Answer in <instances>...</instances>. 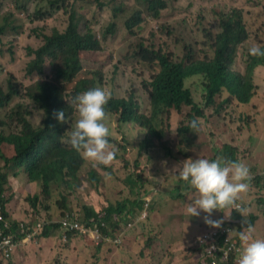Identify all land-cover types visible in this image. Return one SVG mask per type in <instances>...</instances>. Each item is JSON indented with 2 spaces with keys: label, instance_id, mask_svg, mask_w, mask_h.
<instances>
[{
  "label": "rangeland",
  "instance_id": "374dc122",
  "mask_svg": "<svg viewBox=\"0 0 264 264\" xmlns=\"http://www.w3.org/2000/svg\"><path fill=\"white\" fill-rule=\"evenodd\" d=\"M107 1L60 0L57 3V0H0V25L4 27V32L0 35V86L6 89L8 79L13 77L20 82L22 90H25L36 80L25 73L26 48L38 47L43 41L44 34H51L54 28L64 29L68 17L73 14L71 6L74 8L80 31L85 33L88 27H94L96 35L102 42V52L108 57L104 61L83 58V67L89 70H102L103 85L110 96L135 98L139 104V112L147 116H151L152 113L150 82L156 68L141 60L140 44L170 53L175 61L192 59L190 51L195 60H200L204 57L205 51L211 50L204 43L208 41L210 35L218 33L219 16L232 7L243 11L248 31V40L239 47L237 57L231 66L232 70L244 74L252 56L249 48L254 45L260 47L264 43V0H166L167 8L161 12L159 19H153L148 15L147 6L143 2L117 0L118 4L123 5V9L119 11V16L115 20L114 32L105 38L104 34L113 21L110 7L108 5L101 7V2ZM136 10L143 13L144 21L136 26V35H131L125 27V22ZM253 80L257 89L249 105L242 106L235 101L223 105L221 110L217 111L213 106L205 107L206 88L203 75L188 77L185 86L191 90L193 100L206 114L205 119L199 118L200 126L194 146L190 149L186 146L180 148L187 155L179 154L177 128L188 124L191 107L185 106L180 111H170V114H166L160 121V126L165 132L162 142L164 146L145 151V156L138 158V167L135 166V161L138 157L139 144L146 136V130L140 129L134 123H118V116L110 115L107 126L109 133L127 144L129 159L132 160L130 166L125 168L122 161L114 159L109 165H97L90 161L97 171L99 181L93 184L88 179V173H83L84 180L82 179L80 188L73 195H68L72 196L69 202L71 211L60 210L59 205L55 204L56 206L50 205L43 214L37 213L33 216L41 218L44 215L57 220L70 212L84 214V206H92L96 211H102L108 203L115 205L126 200L133 202L137 196L143 197L157 188L158 193L154 195L149 215L145 219L138 217L129 221L127 225L133 224L134 227L125 229L124 236L129 238H125L121 245L113 242L111 245L97 247L90 238L77 234H69L67 241H63L60 232L54 230L47 243L43 239L39 241L40 244L44 242L46 247L40 254L43 264H57V255L60 259L59 264H207L202 247L200 259L198 258L200 251L197 252V248L200 245L199 238L195 239L197 237L195 235L201 231L202 236L210 230L208 227L211 225L204 222L203 212L199 216H189L184 212L183 206L194 198V194L179 192L183 183L169 173L167 166L175 158L179 161L189 157L213 159L218 155L216 150L220 141L237 148V158L248 166L252 174L250 177L261 176L264 180V66L255 69ZM226 96L225 94L216 97L217 104ZM16 106H22L28 112V119L33 125L42 124L44 112L21 94L0 108V123L4 124L0 131L21 130V111H18ZM126 138L130 140L128 143L125 142ZM165 146L173 152L172 157L165 154ZM120 153L123 154V151L120 150ZM220 158L224 159L221 153ZM2 169L4 170L1 161L0 171H3ZM129 176L133 180L139 179L138 184L135 185ZM263 184L264 181H261L259 185L248 187L246 191L239 193L235 202L241 203L244 209L243 212L238 210L244 217L243 220L235 222L236 219L231 218L234 222L231 226L232 236L240 248L242 242L238 241V233L246 230L248 226L254 229L255 236L264 238L263 199L258 201L259 198L253 197L262 192ZM177 186L178 193L181 194L171 196L169 190L172 188V192ZM8 191L4 190L3 193L7 203L14 201ZM18 200L20 202L18 206L25 204ZM27 200L30 205V197ZM230 207L232 208L214 210L211 218L221 219L223 222L231 215L229 210L233 212V205ZM253 216L257 217V220H252ZM188 220L196 225L195 230H184L185 224L189 223ZM133 236L136 239H130ZM39 238L40 235L36 240ZM113 238H120V234ZM166 240L173 246L166 243ZM56 244L62 245L59 253ZM19 251L21 245L17 252ZM35 252L39 255L37 248ZM236 259L237 257L234 264ZM12 260L13 257L1 261L0 264H12ZM38 264H42L40 260Z\"/></svg>",
  "mask_w": 264,
  "mask_h": 264
},
{
  "label": "trees",
  "instance_id": "16d2710c",
  "mask_svg": "<svg viewBox=\"0 0 264 264\" xmlns=\"http://www.w3.org/2000/svg\"><path fill=\"white\" fill-rule=\"evenodd\" d=\"M116 1L101 2V7L105 5L110 7L113 19L108 31L104 34L105 38L114 32L115 20L119 16V11L123 9V5ZM136 1L146 4L147 13L153 19H159L161 12L167 8L166 0ZM59 2L60 0H57V3ZM71 8L73 14L68 17L67 26L64 29L54 28L51 34H44L43 41L38 47L28 46L26 48L25 73L35 77L36 80L25 90H22L20 82L13 77L8 79L6 89L0 86V108L5 107L15 96L24 94L44 112L42 124L35 126L28 119V112L22 106H16L18 111H21V130L19 132L0 131V162H3L4 167V170L0 171V190L2 192L6 190L8 177L13 170L17 172L14 176H18L22 172V175H25L30 183H37L40 188V195L30 198L33 208H37L38 204L41 205V199L42 201L49 200V202L54 199L55 201L52 200V202L58 204L60 210L71 211L69 202L72 196L68 197V195H73L80 188L84 180L83 173H88L87 176L91 183L99 181L97 171L93 168L94 165L71 147L68 137L77 118L73 98L90 88H104L102 81L104 72L99 69H85L82 59L90 58L93 61L102 59L104 61L108 57L102 52V42L96 35L94 27H88L87 31L82 33L73 6ZM143 21V13L136 10L126 20L125 27L131 35H136V26ZM3 32L4 27L0 25V34ZM247 40L248 31L244 13L241 9L232 7L219 16L218 33L214 36L210 35L208 41L204 43L211 50L205 51L204 57L200 60H195L190 51L192 59L179 62L175 61L170 53L146 47L144 44L139 45L141 60L156 68L150 82L151 116L139 112V104L135 98H116L111 95L105 105L104 120L108 126V117L116 115L118 123H134L140 129L146 130V136L139 144L135 166L138 167V158H141L145 151L164 146L162 142L165 132L160 126L161 119L166 114H170V111H180L185 106L191 107L189 122L192 119H197L198 127L191 128L188 122V124L177 128L180 143L179 154L187 155L180 148L186 146L187 149H190L194 146L200 126L199 118H205L206 114L204 109L193 100L191 90L185 86L188 77L203 75L206 88V108L213 106L217 111H220L223 105H229L235 101L242 106L252 102L257 89L253 74L257 67L264 66V56L252 55L244 74L233 71L231 68L239 47ZM260 47L264 48V43ZM225 94L226 98L217 104L216 97H222ZM61 109L64 110L65 119L58 122L54 112ZM1 126L4 124L0 123ZM108 139L110 145L116 148L114 160L122 161L125 168H128L132 160L129 159L127 144L121 142L122 139L117 140L112 134ZM126 139L125 142L128 143L130 140ZM120 150L123 151V154L120 153ZM164 151L168 157H172L173 152L170 148L165 146ZM216 152L218 155H215L213 159L220 157L221 153L224 160H238V150L230 144L219 141ZM129 178L135 185L138 184L139 179L133 180L130 176ZM261 181V177H257L248 184L256 186ZM139 197L135 198V202L126 200V202H118L115 205L108 203V206L102 211H96L92 206H84V214L70 212L60 218L71 217L81 223L92 220L89 226L94 223L100 224V221L105 222L106 218L111 217L115 212L120 213L127 210L129 205L134 210L135 205L140 203L137 201ZM45 209L47 210L48 206ZM3 213L5 217L9 218L6 211ZM231 218L241 220L240 212L233 211L232 216L228 218L227 223L233 226L234 222ZM251 219L256 218L253 216ZM16 224L17 221H14V226ZM59 226L60 223L47 226L42 237H51L52 232ZM100 228L102 233L110 234L105 227L100 225ZM13 231L16 232V228ZM200 236L198 235L195 239ZM195 242L196 240L194 244ZM94 245L101 247L105 244ZM234 258L235 256L230 258L229 264H234Z\"/></svg>",
  "mask_w": 264,
  "mask_h": 264
},
{
  "label": "clouds",
  "instance_id": "9594fccd",
  "mask_svg": "<svg viewBox=\"0 0 264 264\" xmlns=\"http://www.w3.org/2000/svg\"><path fill=\"white\" fill-rule=\"evenodd\" d=\"M249 53L254 56H264V48L254 45L249 48ZM109 98L110 93L102 87L90 88L82 93L77 94L73 98V102L77 111V118L68 137V143L72 148L80 152L83 158L91 162H95L97 165H109L116 155V148L115 146L110 145V141L108 139L110 135L109 128L104 122L106 115L105 105L107 104ZM54 116L58 122L63 121L65 119L64 110L61 109L55 111ZM189 126L191 128H197V119H192L189 122ZM15 173L17 172L10 173L6 190L11 189L9 178L14 176ZM171 174L175 175L178 180L183 181L187 187L193 191L194 198L187 204V214L189 216H199L201 212L205 213L204 222L213 226L210 228V230L227 225L230 227L232 226L227 223L228 218L233 214L231 210V215L228 218H225L223 222L221 219L214 220L211 218V214L214 210H221L224 208L229 209L232 208L230 206L233 205V211H244L243 205L241 203L235 204L239 193L247 190L248 181L251 178L249 168L243 161L224 160L220 157H217L216 159L189 157L173 165ZM21 175L22 173H19L17 177ZM257 177L261 176H252L251 180ZM262 181L264 180L262 179ZM249 187L252 188V186ZM3 193L5 192L0 190V194L2 195L0 200V216L3 217V221H0V231H4L5 233H14L16 235L15 242L18 243V246L20 245V242L34 241L39 235L42 236V233H44L47 226L53 223H59L63 218H65L62 217L57 220H53L45 217L44 215H42L41 218L32 216L31 219L17 222V224L14 226L15 220L11 218L7 211V202L5 204L6 198L3 196ZM156 193H158V189L154 188L145 196L138 198L137 201L140 203L138 206H135L134 210L131 209V206H129L127 210L120 213L115 212L111 217L106 218L104 222L105 226L103 227H105L110 233L108 235L114 237L117 236V234H120L121 242L119 244L121 245L124 238L126 237L124 236L125 229H127V227L129 229L134 227L133 224L127 225L129 221L138 217H140V219H145L148 217L149 208ZM33 197L34 196H30V198ZM253 197L259 198L258 201L263 199L264 203V184L262 192ZM148 198H150L149 206L148 208H145V203ZM50 202L43 201L41 203L42 208L45 209L46 206L49 207L51 204ZM133 202H135V199H133ZM4 211L8 213L9 218L4 216ZM37 213L39 212H34V214ZM144 213H146V216H143ZM255 218V220H257V217ZM239 221L240 220L236 219L235 222ZM6 222L9 224V228L5 227ZM38 223H42V230L30 241H24L26 235L19 232L20 225L24 224L26 226H36ZM100 223L102 224L103 221H100ZM14 228H16V232L13 231ZM55 230L60 232V237L62 238L60 226ZM69 234H77L79 236H86L90 238L89 236L82 235L78 232H69ZM202 236H200L199 239ZM238 237L242 242V247L239 249L237 264H264V238L255 236L254 229L251 226H248L246 230L240 231L238 233ZM90 240L94 241V244L99 245L96 243V240L91 238ZM103 244L108 245L111 243ZM17 247L12 257L18 249ZM2 260L7 261V259H0V261Z\"/></svg>",
  "mask_w": 264,
  "mask_h": 264
},
{
  "label": "built area",
  "instance_id": "2783aa9c",
  "mask_svg": "<svg viewBox=\"0 0 264 264\" xmlns=\"http://www.w3.org/2000/svg\"><path fill=\"white\" fill-rule=\"evenodd\" d=\"M1 197L2 195L0 194V200ZM149 202L150 198L146 200L145 208H148ZM143 216H146V213ZM0 221H3L2 216H0ZM59 223L61 236L64 241L68 239L69 232H78L96 240L97 244L121 242L120 238H113L108 234L102 233L100 225L105 226L104 222L102 224L94 223L92 226H89L92 220L81 223L75 218L65 217ZM5 227L9 228L7 222L5 223ZM42 227V223H38L36 226L22 224L20 225L19 232L26 235L24 241H30L42 230ZM15 237L16 235L12 232L5 233L4 231H0V259L8 260L12 257L18 246V243L15 242ZM199 245L203 248L204 258L208 264H229L230 258L232 256L236 258L240 249L237 242L233 239L232 229L229 225L217 227L211 229L209 232H205L199 239Z\"/></svg>",
  "mask_w": 264,
  "mask_h": 264
},
{
  "label": "crops",
  "instance_id": "0c3cea01",
  "mask_svg": "<svg viewBox=\"0 0 264 264\" xmlns=\"http://www.w3.org/2000/svg\"><path fill=\"white\" fill-rule=\"evenodd\" d=\"M203 119H205V118H203ZM199 124H200V122H199ZM178 162H180V161L177 160L176 158H175V160H173V162H169V164L167 166V170L170 171L169 172L170 174L172 172L171 168H173V165L177 164ZM250 175H252V174L250 173ZM251 178H252V176H251ZM251 178L248 182L251 181ZM180 182L183 183V185H182V188L179 189V192L182 191L183 194H187L188 192H190V193L193 192L191 189H189L187 187V185L183 181L180 180ZM9 183L11 185V189L8 191V194L10 195V197L14 198V201H8L6 207H7V211L9 213V215L11 216V218L13 220H15L17 222H22V221H26L28 219H31V217L34 215V212H39V213L43 214L45 209L42 208V206L40 204H38L37 208H32L27 202L28 197L40 195V188L37 185V183L28 182L25 175H21L19 177L11 176L9 178ZM248 187H249V184H248ZM177 188H178V186L175 187L172 190V192H171V189H172L171 188L168 193L171 196L172 195L173 196L180 195L181 193H178ZM18 199L22 200V202H25V204H21L20 206H18L20 204ZM189 201H191V200H189ZM41 202H43L42 199H41ZM50 203H51L50 205H55L54 201L50 202ZM50 205H49L48 209L50 208ZM135 206H138V205H135ZM183 208H184V212L187 213L186 212L187 205H184ZM228 212H226V215L228 214ZM243 219H244V217L242 216L241 220H243ZM188 222L189 223L185 224L184 230H186V229L189 231L195 230L194 226H196V225H193L189 220H188ZM212 227L213 226L211 225L208 228H212ZM199 228L201 229L202 226H199ZM200 234H201V231L200 232L198 231V233H196L195 236H198ZM127 237L129 238V236H126L125 238H127ZM125 238H124V240H125ZM42 239L46 243L50 240L49 237L43 238L42 236H40V238L38 240L35 239L34 241H31V242H20L19 244L21 245V251L15 252V254L13 256V260H12L13 264H38L39 260L43 264V259L40 257L41 256L40 254H42V252L46 250V247L44 246L45 245L44 242L41 243L42 245L40 244L39 241H41ZM130 239H136V237L133 236ZM184 242H186V241H184ZM128 243H131V242L128 241ZM166 243L173 246L168 240H166ZM126 244H127V242H126ZM48 245H49V243H48ZM61 246L62 245H60V244H56V249H58L57 253H59L61 251V249H59V248H61ZM36 248L38 250L39 255H37L35 252ZM199 251H200V253L198 254V258L200 259V254L202 253L201 247L197 248V252H199ZM59 260L60 259L58 258V255H57L56 256L57 264H59Z\"/></svg>",
  "mask_w": 264,
  "mask_h": 264
}]
</instances>
